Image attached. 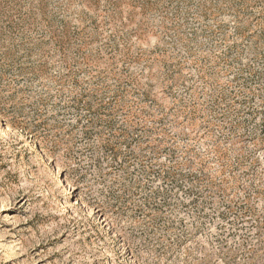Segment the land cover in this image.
Returning <instances> with one entry per match:
<instances>
[{
  "label": "rangeland",
  "instance_id": "1",
  "mask_svg": "<svg viewBox=\"0 0 264 264\" xmlns=\"http://www.w3.org/2000/svg\"><path fill=\"white\" fill-rule=\"evenodd\" d=\"M0 264H264V0H0Z\"/></svg>",
  "mask_w": 264,
  "mask_h": 264
}]
</instances>
